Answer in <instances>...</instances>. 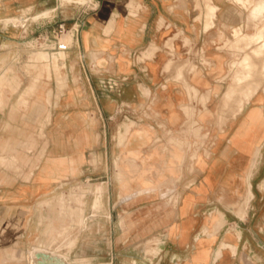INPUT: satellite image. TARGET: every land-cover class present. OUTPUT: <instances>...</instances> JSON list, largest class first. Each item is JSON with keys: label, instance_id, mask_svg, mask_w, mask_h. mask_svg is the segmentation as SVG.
<instances>
[{"label": "crops", "instance_id": "obj_1", "mask_svg": "<svg viewBox=\"0 0 264 264\" xmlns=\"http://www.w3.org/2000/svg\"><path fill=\"white\" fill-rule=\"evenodd\" d=\"M196 1L90 0L83 13L72 17L68 25L79 31L60 64L66 85L55 99L49 126L45 125L51 131L49 145L53 148L45 150L33 165L31 181L7 198L9 234L19 216L16 211L28 217V225L35 222L33 212H38L39 227L45 223L46 203L41 202V197L60 180L81 177L90 150L110 145L113 152L103 154L102 161L134 162L136 171H140L135 183L139 189L133 193L147 187L139 178L152 189L145 194L166 186L163 181L146 180L141 172L155 173L157 162H165L167 169L164 174H156L157 178L170 177L173 181L180 172L188 177L187 155L174 151L166 157L162 149L155 148L150 153L146 149L166 139L164 130L157 128L180 134L192 123L211 129L210 138L205 134L199 140L200 144L204 140V146L210 145L212 154L199 166L197 184L190 192L196 200L185 214L181 206L180 222L171 223L180 225L182 231L172 230L161 239L158 264L163 260L167 264H264V94L255 97L236 117H231L233 105L227 107L231 101L224 106L222 102L216 104L223 94L222 84L229 76V68L233 67L223 48L233 41L235 29L239 28L238 21H234L239 11L227 10L230 0H215L220 7L217 24L207 28ZM237 2L245 6V0ZM245 7L250 27L264 19V0ZM48 11L51 16L47 23ZM22 14L26 23L24 38L55 27L64 16L59 0H0V44L14 47L17 39L11 31L15 27L4 21ZM188 44L194 51V67L190 69L185 63ZM207 56L210 60H206ZM15 64L14 58L8 60L7 65ZM55 88H59L56 80ZM228 91L226 100L230 97ZM13 96L7 92L6 107L0 111L1 129L14 128V107L9 100ZM40 121L39 115L38 124ZM140 128L149 133L140 135ZM119 169L129 177L126 166ZM153 182L155 187L150 185ZM118 184L122 194L130 191ZM248 194L252 197L247 201ZM213 199L218 204L217 212L224 214L221 219L213 218L212 213L206 217L208 202ZM197 204L200 211L205 210V217H191ZM95 209L93 206L91 210Z\"/></svg>", "mask_w": 264, "mask_h": 264}, {"label": "rangeland", "instance_id": "obj_2", "mask_svg": "<svg viewBox=\"0 0 264 264\" xmlns=\"http://www.w3.org/2000/svg\"><path fill=\"white\" fill-rule=\"evenodd\" d=\"M237 1L230 0L227 10L239 11L238 19L234 20L238 21L239 28L235 29L233 41L223 48V52L229 54L230 65L233 67L229 68V76L222 84L223 94L216 101V104L223 103L225 91L229 89L230 97L227 102H231L227 107L233 105L231 117L242 113L255 97H262L260 95L264 94V19L250 27L245 6L257 0H245L244 7L238 5ZM87 3L59 0L64 13L61 22L70 28L68 24L72 22V17L83 13L88 7ZM196 5L198 11H203L201 19L207 28L214 27L220 10L215 0H197ZM50 16V12H46V22L50 20ZM19 20H22V23ZM4 22L6 25L12 23L15 27L11 36H14L17 42L13 48H8L6 43L0 44V111L6 107L7 92H11L14 96L9 100L14 107L15 121L13 129L0 128V264H38V261H42L37 257L39 253L58 258L62 264H158L161 258L162 237L164 239L169 236L172 230L182 231L180 225H171L180 222L182 203L190 196L191 205L196 200L195 194L190 192L197 184L199 166L212 154L210 145L204 146V140L200 144L199 139L205 134L209 137L211 129L209 126L205 128L191 123L180 131V135L168 129L157 128L159 131L164 130L167 137L149 146L146 152L150 153L159 148L166 157H170L174 151L184 153L189 157V175L184 177L180 172L173 181L170 177L157 178L156 174H164L167 169L165 162L155 163V166L159 167L155 173L141 172L146 180L150 179L155 183L163 181L166 184L156 193L145 194L152 189L142 178H139L141 185L147 187L133 193L139 189V185L135 183L140 171H136L134 162L102 161L103 154L111 155L114 147L109 145L107 148L90 150L86 153L88 162L81 177L73 181L70 178L62 179L41 197V202L46 203L45 223L39 227L38 212H33L35 222L28 225V217H23L21 212L16 211L19 216L15 219L16 225L11 230L12 234H9L7 198L12 196V191L31 181L30 171L33 165L45 155V150L50 151L53 148L49 145L51 131L45 129V125L51 122L49 117L52 119L55 99L66 85V77L60 68L66 56L64 53L54 55L44 51L38 40L39 33L24 38L26 23L23 14L6 18ZM241 26L249 31H244ZM71 40V34L63 38L65 42ZM188 46L189 54L186 55L185 63L190 69L194 67V51L192 45ZM12 58L16 60V64L7 65L8 60ZM206 60H210L208 56ZM55 80L59 85L57 90ZM245 99L248 101L243 106ZM16 111L19 112L18 115ZM38 125L41 128H38ZM144 130V134L149 133L148 129ZM7 141L11 145L6 147L4 143ZM2 148L8 149L9 152L3 151ZM204 148L205 151L200 153ZM125 157L128 159L130 156L127 154ZM119 166H126L129 177L120 172ZM119 172L122 188L124 191L130 189L128 193H121L117 177ZM154 182L150 185L154 186ZM8 183L12 186H8ZM98 191L100 193H97ZM143 194L145 195L141 197ZM211 202L212 204H209ZM217 205L215 199L208 202L206 217L211 213L215 216ZM93 206L95 210H91ZM104 206H107V210ZM204 213L205 210L200 211L197 204L191 217H205ZM101 215L105 217L103 220ZM197 230L198 226L195 227L194 233H197ZM157 237L159 240L156 241ZM151 239L155 242H151ZM195 256L196 254L193 255ZM43 264L58 263L49 260ZM161 264L167 263L163 260Z\"/></svg>", "mask_w": 264, "mask_h": 264}, {"label": "built area", "instance_id": "obj_3", "mask_svg": "<svg viewBox=\"0 0 264 264\" xmlns=\"http://www.w3.org/2000/svg\"><path fill=\"white\" fill-rule=\"evenodd\" d=\"M79 28L71 27L67 28L66 24L61 22L55 25L53 28H47L38 35L40 46L47 53L54 55H60L69 51L72 47L75 34L78 33ZM68 34L72 35V40L69 42L63 41V38Z\"/></svg>", "mask_w": 264, "mask_h": 264}, {"label": "bare ground", "instance_id": "obj_4", "mask_svg": "<svg viewBox=\"0 0 264 264\" xmlns=\"http://www.w3.org/2000/svg\"><path fill=\"white\" fill-rule=\"evenodd\" d=\"M65 1H79V2H89L90 0H65ZM260 10L262 11V8H260ZM23 20V19H22ZM22 20H19L21 23H22ZM218 48V47H217ZM194 50H196V49H194ZM196 53V52H195ZM131 57V56H130ZM250 98V97H249ZM248 99V98H247ZM252 100V99H251ZM246 101H248V100H246L245 99V101H244V104L246 103ZM248 103V102H247ZM227 104V100L226 99H224V102H223V106L224 105H226ZM255 109V108H254ZM18 110V109H17ZM251 110V109H250ZM256 110V109H255ZM254 110V111H255ZM48 111H50V110H48ZM257 112H258V110H257ZM13 113V112H12ZM16 113H17V111H16ZM19 113V112H18ZM18 113H17V115H18ZM251 114V113H250ZM252 115V114H251ZM11 116V115H10ZM43 120V119H42ZM47 120H48V118H47ZM250 120V119H249ZM49 121H51V117H49ZM187 122V121H186ZM249 127V126H248ZM3 128V127H2ZM9 128V127H8ZM30 132V131H29ZM15 133H16V131H15ZM138 133L140 134V135H143L144 133H145V130L144 129H141V130H139L138 131ZM186 134V133H185ZM194 134V133H193ZM180 135H182L181 133H180ZM23 136V135H22ZM34 136V135H33ZM185 136V135H184ZM263 138V137H262ZM9 140V139H8ZM253 140H255L254 138H253ZM256 141V140H255ZM5 142V141H4ZM1 143V142H0ZM3 143V142H2ZM2 147V146H1ZM3 149V148H2ZM11 150V149H10ZM3 151H7V149L5 148V149H3ZM240 152V151H239ZM197 152H195V154H196ZM194 154V155H195ZM238 154H240V153H238ZM257 154H259V151H258V153ZM238 156H240V155H238ZM242 157V156H241ZM231 158V157H230ZM233 158H235V157H233ZM237 158V157H236ZM247 159V158H246ZM18 160V159H17ZM223 160V159H222ZM236 160H238V159H236ZM241 160V159H240ZM20 161V160H19ZM231 161V160H230ZM242 161H244V160H242ZM219 162V161H218ZM243 163H247L246 161L245 162H243ZM215 164V163H214ZM241 164V163H240ZM253 165V164H252ZM220 166V165H219ZM218 166V167H219ZM212 170V169H211ZM210 170V171H211ZM248 171V170H247ZM212 172V171H211ZM240 173V172H239ZM119 174H120V172L118 173V182L120 183L121 182V179H120V177H119ZM211 174V173H210ZM216 174V173H215ZM207 175H209V174H207ZM209 176H211V175H209ZM252 176V175H251ZM208 178H210V177H208ZM210 180V179H209ZM246 181H247V179H246ZM207 182H209V183H211V181H207ZM250 184V183H249ZM249 187V186H248ZM261 187V186H260ZM251 188V187H250ZM251 190V189H250ZM249 192V191H248ZM251 192V191H250ZM97 193H100V191H98ZM252 197V194H248L247 195V201L250 199ZM191 202H192V196H190L189 198H186L185 199V201H184V203H183V205H182V208H181V213L182 214H185L186 213V209L188 208V207H190L191 206ZM223 215L224 214H222L221 212H217V214H216V216H214L213 218H215V219H221L222 217H223ZM209 221V220H208ZM212 223V222H211ZM207 226V225H206Z\"/></svg>", "mask_w": 264, "mask_h": 264}, {"label": "water", "instance_id": "obj_5", "mask_svg": "<svg viewBox=\"0 0 264 264\" xmlns=\"http://www.w3.org/2000/svg\"><path fill=\"white\" fill-rule=\"evenodd\" d=\"M38 258L42 259V261H38V264H43L44 262H47V261H53V262H56L58 264H62V262L58 259V258H55V257H51L47 254H43V253H39L37 255ZM43 262V263H42Z\"/></svg>", "mask_w": 264, "mask_h": 264}]
</instances>
